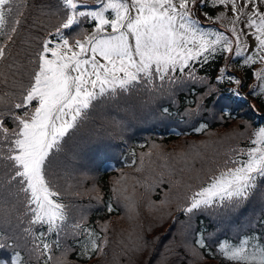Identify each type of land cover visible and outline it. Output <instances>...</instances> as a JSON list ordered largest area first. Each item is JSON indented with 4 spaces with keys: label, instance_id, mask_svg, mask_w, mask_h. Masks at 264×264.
Returning a JSON list of instances; mask_svg holds the SVG:
<instances>
[{
    "label": "snow or ice",
    "instance_id": "1",
    "mask_svg": "<svg viewBox=\"0 0 264 264\" xmlns=\"http://www.w3.org/2000/svg\"><path fill=\"white\" fill-rule=\"evenodd\" d=\"M262 6L264 0H57L55 5H31L39 14L28 23V0H0V84L11 89L0 96V196L6 209L13 201L0 228V252L8 253L0 256V264H31L17 243L28 238L29 253L47 257L44 264H72L67 258L70 248L55 255L70 214L59 181L85 167L77 134L92 114L133 96L141 106L155 104L169 116L164 101L175 104L178 92L190 90L193 98L186 100L183 112H177L192 132L207 133L215 122L231 120L244 132L233 129L229 139L238 142L247 136L246 147L217 151L204 182L195 189L188 186L190 195L176 204L188 222L201 212L239 213L254 197L264 214V124L253 126L255 106L241 94L244 79L228 71L237 57L242 58V70L264 64ZM204 8L223 11L210 15ZM199 12L212 26L201 24ZM217 23L224 31L214 27ZM248 36L255 41L251 50L248 40L242 39ZM219 56L225 62L215 82L198 75ZM251 75L256 82L249 85L248 95L264 98V67ZM225 83L236 87L225 89ZM123 180L121 176L114 181L113 193L132 219L135 200ZM115 210L109 200L107 211ZM13 212L18 221L27 223L23 236L9 234L10 229L14 232ZM85 220L82 216L73 225L84 236L78 260L105 255L109 244L108 222L97 232L86 227ZM51 233L57 239L49 242L46 236ZM213 235L209 233V238ZM129 239L133 248L147 244L142 237ZM259 239L246 236L235 245L217 241L218 251L234 264H264ZM194 245L184 244L202 259L196 247H210L202 232Z\"/></svg>",
    "mask_w": 264,
    "mask_h": 264
},
{
    "label": "trees",
    "instance_id": "2",
    "mask_svg": "<svg viewBox=\"0 0 264 264\" xmlns=\"http://www.w3.org/2000/svg\"><path fill=\"white\" fill-rule=\"evenodd\" d=\"M56 2L28 0V23H31L33 15L39 14L38 9L31 8V5H55ZM221 9L204 8L203 11L214 15ZM84 26L90 27L88 24ZM21 59L27 63L23 56ZM224 62V56H219L202 69L196 65L200 69L198 75L208 76L215 82ZM240 64V60L234 61V64L230 62L228 71L244 79L241 94L247 96L248 103L255 106L253 126L259 127L264 124V98L248 95L253 68L242 70ZM222 87L227 89L236 86L225 83ZM10 90L0 84V96ZM192 98L190 90L186 89L177 93L175 104L165 100L164 107L169 108V116L162 115L155 104L141 106L135 96L128 100L121 99L92 114L77 134L78 140L82 141L85 167L71 171L67 176L62 174L63 178L59 181L62 199L69 205L70 214L60 232L62 247L55 250V255L59 256L64 248H70L67 258L72 264H234L219 253L217 241L226 240L235 245L246 236L256 235L260 238L258 242L264 244V224L261 223L264 214L261 213V204L256 197L239 213H221L216 216L201 212L190 222L182 212L176 210V204L186 194L190 195L188 186L195 189L204 182L211 158L217 151L223 154L229 147H246L248 144L246 135L241 136L238 142L229 139L233 129L244 132L242 127L238 128L237 121L215 122L203 134L192 132L191 128L181 122L177 112H183L187 106L186 100ZM181 132L187 134H178ZM121 176L124 177L127 194L135 200L132 219H129L124 203L118 202L113 193L114 181ZM97 196L101 199L97 200ZM109 200L116 209L112 213L107 211ZM12 203L10 200L6 209L3 197L0 196V228L3 227V217L6 211L11 210ZM17 209L22 211V206L17 205ZM16 215V212L11 215L14 232L10 229L9 234L23 236V228L27 227V223L18 221ZM82 216L86 217L85 226L97 232L101 225L108 222L109 244L105 255H96L88 260L77 259L84 236L73 225ZM40 230L37 226V233ZM43 230L47 231L46 228ZM201 232L210 247H196V252L202 257L198 259L184 244L189 243L195 247L194 240ZM209 233L214 235L209 238ZM130 235L132 241L142 237L147 244L133 248ZM46 239L51 242L57 236L51 233ZM17 243L21 245V255L26 260L31 259V264H44L47 257L40 256L38 252L29 253L28 250L32 248L31 238L18 239ZM7 255V252H0V256Z\"/></svg>",
    "mask_w": 264,
    "mask_h": 264
},
{
    "label": "rangeland",
    "instance_id": "3",
    "mask_svg": "<svg viewBox=\"0 0 264 264\" xmlns=\"http://www.w3.org/2000/svg\"><path fill=\"white\" fill-rule=\"evenodd\" d=\"M264 7V6H262ZM228 15L231 16V12L229 10L228 12ZM227 23V22H225ZM243 26V21L241 22V24L238 26V27H242ZM245 31H248L247 29ZM242 39H247L248 40V46H249V49L251 50L252 48L255 47V41L252 37L248 36V37H242ZM261 67H264V64L260 63Z\"/></svg>",
    "mask_w": 264,
    "mask_h": 264
}]
</instances>
